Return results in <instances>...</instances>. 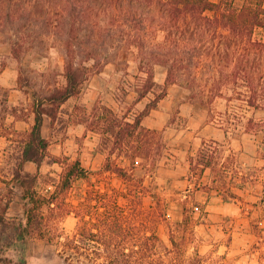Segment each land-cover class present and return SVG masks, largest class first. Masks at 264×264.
Masks as SVG:
<instances>
[{
    "label": "rangeland",
    "instance_id": "rangeland-1",
    "mask_svg": "<svg viewBox=\"0 0 264 264\" xmlns=\"http://www.w3.org/2000/svg\"><path fill=\"white\" fill-rule=\"evenodd\" d=\"M150 15L154 17L142 31L143 50L116 41L125 29L111 23L106 11L82 23L75 60L87 65L89 73L80 92L60 106L53 120L44 117L42 131L49 140V158L39 169L37 189L41 193L54 189L66 163L76 158L92 171V181L100 178L101 173L93 171L103 167L111 144L91 125L97 103L113 107L119 117L133 119L165 89L157 107L142 119L146 127L162 135L156 167L134 170L145 177L149 188L145 204L160 199L165 210L166 218L156 227L161 249L185 264H264V29L253 33L257 45L233 44L229 53L218 37L186 40L184 29L167 28L157 11ZM47 29L41 22L37 33L22 34L19 42L31 46L16 57L8 32L0 25V215L10 224L24 221L22 188L13 180V171L23 132L33 119V93L42 95L65 80L64 48ZM238 51L246 67L251 66L254 76L261 79L260 107L245 105L247 87L241 78L225 79L239 61ZM152 54L174 64L176 80L166 85L168 65L156 64L157 85L136 99L135 87L145 75L141 58ZM221 77L224 81L219 84ZM215 129L218 135L208 137ZM207 161L213 164L211 172L208 168L203 172ZM24 166L36 171L33 162ZM109 181L115 188L123 187L117 176H109ZM88 184L85 178L76 179L67 199L76 204ZM219 187H224L226 205L217 196ZM76 222L69 213L62 223L65 233L72 234ZM12 233L10 227L0 232V264H64L56 245L32 236L5 240ZM84 261L99 264L101 260Z\"/></svg>",
    "mask_w": 264,
    "mask_h": 264
},
{
    "label": "trees",
    "instance_id": "trees-1",
    "mask_svg": "<svg viewBox=\"0 0 264 264\" xmlns=\"http://www.w3.org/2000/svg\"><path fill=\"white\" fill-rule=\"evenodd\" d=\"M236 1L0 0V25L8 32L13 55L20 57L23 51L30 48L31 45L19 42L21 36L25 32H29V35L37 33L42 22L49 26L48 33L55 35L62 43L65 79L62 85H56L42 95L33 93V119L23 132L19 161L13 171V180L22 188L24 221L10 224L0 215V232L7 227L13 231L5 240H22L26 236L44 239L56 245L64 264H87L84 260H101L99 264H185L169 257L167 250L161 249L156 227L161 219L166 218L165 210L160 199L145 204L144 198L149 188L145 177L134 171L138 166L150 170L156 167L162 135L146 127L142 119L157 107L166 94L165 89L133 119L119 117L113 107L97 103L92 110L95 118L91 125L106 136L105 143L111 144L103 167L93 171L101 173L100 178L92 181L89 178L92 171L83 167L80 159L76 158L66 163L65 171L54 183V189L41 193L37 189L39 169L49 158V140L42 131L44 117L48 115L53 120L60 106L80 92L87 78L89 67L75 60L79 48L75 42L86 20H93L101 11H106L111 23L125 29L120 39L115 38L116 41L143 50L145 41L142 31L148 19L154 17L150 15L151 11H157L166 21L167 28L184 29L183 37L186 40L218 37L229 52L233 44L257 45L253 33L256 28L264 29L263 0H243L240 5ZM242 49L246 50V47ZM153 54L141 58L145 75L140 85L135 87L136 99L143 98L157 85L154 73L156 64L168 65L166 85L176 80L172 74L174 64ZM238 55L239 61L226 73L225 79L229 80V76L234 80L241 78L247 87L245 105L260 107L263 98L261 79L254 76L251 66L246 67L244 59H241V51H238ZM179 60L181 62L183 57ZM97 63L95 61L94 64ZM222 80L221 77L219 84ZM219 92L222 93V88H219ZM248 122H251L250 118ZM27 161L36 165L35 172L25 169ZM109 176H117L123 187L118 189L112 186ZM78 178L87 179L89 184L84 197L74 204L67 199V194ZM102 181L103 187L100 186ZM69 213H73L77 219L72 234L65 233L62 226Z\"/></svg>",
    "mask_w": 264,
    "mask_h": 264
},
{
    "label": "crops",
    "instance_id": "crops-1",
    "mask_svg": "<svg viewBox=\"0 0 264 264\" xmlns=\"http://www.w3.org/2000/svg\"><path fill=\"white\" fill-rule=\"evenodd\" d=\"M209 130H210V128H209ZM211 134H214V135H211ZM218 135V133H217V131H216V129L215 130H213L212 132H209L208 134H207V136L208 137H212V136H215V135ZM216 137V136H215ZM229 146H231V149H234V144L233 143H231V142H229ZM230 156V155H229ZM226 159H228V157H225ZM244 163V162H243ZM245 164V163H244ZM183 166H185V163H183ZM207 168L210 170V172L213 170V164H212V162H209V164H206L205 166H204V169H203V172H206V170H207ZM240 173H242V172H240ZM216 177V176H215ZM213 180H215L216 181V178H214ZM240 181V180H239ZM224 187H219L218 189H217V191H218V194H217V196H218V198H221V201H223V203L221 202V205H226V204H228L227 202H226V200L224 199V196H223V194H222V189H223ZM232 188V187H231ZM205 202H206V200H205ZM207 202H210V200H208ZM224 207H226V206H224Z\"/></svg>",
    "mask_w": 264,
    "mask_h": 264
}]
</instances>
